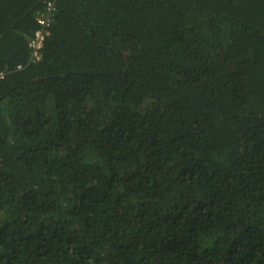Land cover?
<instances>
[{
  "label": "trees",
  "instance_id": "1",
  "mask_svg": "<svg viewBox=\"0 0 264 264\" xmlns=\"http://www.w3.org/2000/svg\"><path fill=\"white\" fill-rule=\"evenodd\" d=\"M0 72V264H264V0H0Z\"/></svg>",
  "mask_w": 264,
  "mask_h": 264
},
{
  "label": "built area",
  "instance_id": "2",
  "mask_svg": "<svg viewBox=\"0 0 264 264\" xmlns=\"http://www.w3.org/2000/svg\"><path fill=\"white\" fill-rule=\"evenodd\" d=\"M54 9V4L52 1H48L45 6V10L38 14L36 17V21L38 24V28L34 32L33 36L29 40V47L31 57L33 59H38L40 57L41 48L43 46V42L45 36L48 34V27L51 20V14ZM3 76V73L0 72V77Z\"/></svg>",
  "mask_w": 264,
  "mask_h": 264
}]
</instances>
